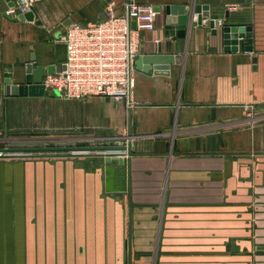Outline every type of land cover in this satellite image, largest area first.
<instances>
[{
  "label": "crops",
  "instance_id": "crops-1",
  "mask_svg": "<svg viewBox=\"0 0 264 264\" xmlns=\"http://www.w3.org/2000/svg\"><path fill=\"white\" fill-rule=\"evenodd\" d=\"M138 1L161 11L154 30L138 32L139 56L158 59L148 72L132 71V149L120 152L128 160L127 190L109 184L107 167L119 181L124 166L107 162L106 151H98L99 167L65 157L55 168L28 164L25 190L44 182L52 198L0 200V264H233L225 257L241 258L236 243L264 233V216L251 211L264 190L257 130L240 127L243 111L264 109V0ZM169 4L199 7L203 24L167 36ZM6 6L0 0V135L44 128L95 142L128 135L124 100L6 94L7 73L23 83L32 53L54 69L66 57L48 28L14 21ZM227 11L229 23L251 26L252 50L246 37L225 44L222 28L204 15ZM83 188L94 196L64 198Z\"/></svg>",
  "mask_w": 264,
  "mask_h": 264
},
{
  "label": "built area",
  "instance_id": "built-area-1",
  "mask_svg": "<svg viewBox=\"0 0 264 264\" xmlns=\"http://www.w3.org/2000/svg\"><path fill=\"white\" fill-rule=\"evenodd\" d=\"M40 1L6 0L3 13L18 17L34 11ZM156 17L154 4L125 0L120 8L109 2L105 16L96 21H72L57 37L65 46V60L43 77L42 84L65 98L104 96L130 106L132 71L139 56L138 32L154 30Z\"/></svg>",
  "mask_w": 264,
  "mask_h": 264
},
{
  "label": "rangeland",
  "instance_id": "rangeland-1",
  "mask_svg": "<svg viewBox=\"0 0 264 264\" xmlns=\"http://www.w3.org/2000/svg\"><path fill=\"white\" fill-rule=\"evenodd\" d=\"M116 2L117 6H122L125 0H43L37 3L35 10L36 15L33 20L28 22L27 27H46L49 30L51 40L54 41L55 46H63L58 37V34L63 31L62 28L68 26L69 21H91L95 19H101L105 16L107 5L109 2ZM120 8V7H119ZM17 27H20L17 25ZM60 30V31H57ZM56 33V34H55ZM60 94L58 93V96ZM93 97V96H92ZM104 97V96H102ZM243 122L240 124L242 128H256L257 139L256 152L257 157V169L264 168V109L259 107H249L242 114ZM63 129L57 128H44L36 129L32 131L29 135L24 134H8L0 135V148H5L9 143H28L31 141H60V140H71L78 138L70 134H65ZM84 138V137H83ZM87 138V137H85ZM126 144V143H124ZM99 150H53V151H16V152H2L0 151V200H24L28 199H50L52 198L49 194L44 192L45 184L37 186L34 182V188L30 190H25V176L24 169L30 164L33 167L41 168L42 166H52L56 163L58 158H77L81 160V165L83 167L89 168V159L93 162L100 161L98 155ZM75 161V160H74ZM34 163V164H33ZM76 165H79L78 160H76ZM99 167V164H93ZM55 168V165H54ZM263 170V169H262ZM57 174V173H56ZM59 180V178H58ZM58 180L55 184L56 191L60 187ZM264 185V184H263ZM69 185L66 179L63 182V187L67 188ZM85 188V187H84ZM82 189L79 193L67 195L65 193L64 198H79L88 199L94 196L87 189ZM90 190L93 189L89 188ZM59 192V191H58ZM58 193H54L57 197ZM262 196V197H260ZM54 197V198H56ZM262 199L260 204L253 208L251 211L255 214L258 220L264 216V190L259 192V197L257 199ZM263 201V203H262ZM250 211V213H251ZM243 213V212H242ZM261 221V220H260ZM264 222V220L262 221ZM261 226L260 229H263ZM259 228V226H257ZM255 236V235H252ZM229 248H232V243H228ZM235 254H241L239 257H228L226 256V262H231L233 264H264V233H257L255 238L248 241L241 240V244L236 243ZM130 260V257H128ZM134 262L137 257H133ZM158 259V257H157ZM157 263V262H156Z\"/></svg>",
  "mask_w": 264,
  "mask_h": 264
},
{
  "label": "water",
  "instance_id": "water-1",
  "mask_svg": "<svg viewBox=\"0 0 264 264\" xmlns=\"http://www.w3.org/2000/svg\"><path fill=\"white\" fill-rule=\"evenodd\" d=\"M155 10L157 13L161 11V6H155ZM202 11L199 7H191L188 5H179V4H169L165 6V14H166V35L167 36H175L182 35L186 33V28L188 24L192 25H201L203 24V17L200 14ZM196 16L194 17V15ZM36 15L35 11H30L25 14H21L18 17H14V21H30L33 20ZM206 17L210 18V25L212 28H222L225 36V44H233L236 45L239 43V38L246 37L249 41V45L246 46V50H252L251 45V26L247 25H238L234 23H229L224 18L229 17L230 12L227 11L225 15H209L208 13L204 14ZM193 17L195 18L193 20ZM69 23V22H67ZM132 27L135 28V21H132ZM240 44L242 42L240 41ZM236 48V46H235ZM151 57V58H150ZM154 59H158L153 57V55H141L134 62L135 69L142 70L144 72H148L152 69L154 63ZM149 63H147V61ZM256 60V59H254ZM151 62V63H150ZM146 63V64H145ZM145 64V65H143ZM52 66H43L39 65L35 53L31 54L30 61L25 66V81L23 83H14L12 79V74L7 73L5 83H6V94L8 96H51L57 97V90H48L42 84L43 77L55 71ZM130 102V110H129V133L125 136L117 137L118 139H110L102 142L88 141L85 138H74L71 140H60V141H31L28 143L19 142V143H9V145L5 148H0L2 152H16V151H53V150H99L106 151L109 154L106 156V161L110 162L112 160H118L119 164L124 166L123 171L120 172L122 177H119V181H117V177L114 174V170L110 167H107V171H109V175H107L109 184L112 182H116L121 191H126V177H127V158L121 155L122 151H129L132 149V141L131 137V107H132V96H129ZM128 139V143L124 144L123 139ZM113 180V181H112ZM109 190L112 191L110 187L107 186Z\"/></svg>",
  "mask_w": 264,
  "mask_h": 264
}]
</instances>
